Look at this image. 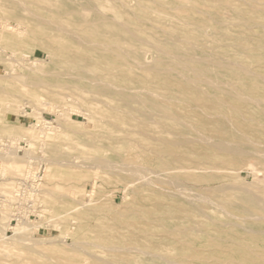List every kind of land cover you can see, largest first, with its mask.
I'll return each instance as SVG.
<instances>
[{"label":"rangeland","instance_id":"rangeland-1","mask_svg":"<svg viewBox=\"0 0 264 264\" xmlns=\"http://www.w3.org/2000/svg\"><path fill=\"white\" fill-rule=\"evenodd\" d=\"M128 2L0 0V137L29 140L0 189L42 154L31 232L58 240L0 264H264V0Z\"/></svg>","mask_w":264,"mask_h":264},{"label":"built area","instance_id":"built-area-1","mask_svg":"<svg viewBox=\"0 0 264 264\" xmlns=\"http://www.w3.org/2000/svg\"><path fill=\"white\" fill-rule=\"evenodd\" d=\"M47 120L48 119H46V121ZM47 122L49 123L44 124L46 128L45 131H49L52 128V121L48 120ZM35 124L38 125L39 123L37 122ZM27 147H29V140L27 137L13 139L9 137H0V170L4 168V161L7 155L15 152L24 153ZM25 165L23 175L16 179L11 194L0 189V214L5 206L10 205L11 207L9 213V226H12L13 222L16 224L22 222L31 223L32 218L41 216L39 213L42 209L40 208L39 202L47 161L42 154H36L27 157ZM1 181H3L2 175L0 176V182ZM6 233L7 231L5 229L2 230L0 226V236L6 235Z\"/></svg>","mask_w":264,"mask_h":264},{"label":"bare ground","instance_id":"bare-ground-1","mask_svg":"<svg viewBox=\"0 0 264 264\" xmlns=\"http://www.w3.org/2000/svg\"><path fill=\"white\" fill-rule=\"evenodd\" d=\"M130 2V0H124V3L125 2ZM128 2V3H129ZM23 4V3H22ZM24 6H25V4H23ZM26 8V7H25ZM28 9V8H27ZM111 16V15H110ZM111 18H112V20H110L109 22H107L106 21V24H107V26H108V29L105 31H103L102 30V32H100V33H98V35L100 36V38L102 39V40H104V41H108L109 39H117V36H119V35H116V32L118 31V29L116 30V31H112V29H113V27L114 26H117L116 24V22L118 21L117 20V17L116 16H111ZM99 21V20H98ZM113 22H115L116 24H114ZM109 23H111V24H109ZM24 30V29H23ZM125 30L126 31H129V29H127V26L125 27ZM27 32V31H26ZM95 33H97L96 31H95ZM118 34H123V31L120 29V31H118L117 32ZM129 33H131V34H133L131 31H129ZM196 34H198V35H200L201 34V31H199V32H196ZM107 35V36H106ZM91 42V41H90ZM114 45V44H113ZM110 46L111 45H109V44H107V42H104V43H98L97 44V47H95V49H96V51H97V55H99L100 57L102 56L103 58L105 57V52H107V50H109L110 49ZM109 48V49H108ZM116 50V49H115ZM111 54H113V55H116V52L114 51V49H111ZM98 56V57H99ZM65 58V57H64ZM66 59V58H65ZM64 59V60H65ZM113 65H118L117 64V61H116V58L115 57H112V59L111 60H109ZM142 66H144L145 67V65H142ZM129 68V67H128ZM124 76H126L127 78H123V79H125L127 82H129V81H131V77H128L126 74L124 75ZM148 76V77H147ZM133 78H135V81L136 82H139V83H141V82H143V79L144 78H147V79H151L150 77H149V75H148V73H147V71L146 72H144L143 74H135L134 73V75L132 76ZM102 81V80H101ZM96 82V81H95ZM95 82H93V83H95ZM158 82H159V80H154V82L153 83H155V84H158ZM99 83V82H98ZM103 83V82H102ZM104 83H106V82H104ZM95 84H97V82L95 83ZM101 84V83H100ZM104 85V84H103ZM111 86H114L113 84L111 85ZM164 86V85H163ZM115 87V86H114ZM100 91H101V89H100ZM117 91H118V93L119 94H123L122 92H124V91H122V89L120 90V89H117ZM126 91V90H125ZM94 93V92H93ZM99 93V92H98ZM101 93V92H100ZM96 95V94H95ZM83 96V95H82ZM90 97V96H89ZM97 98V97H96ZM89 99V98H88ZM85 100V99H84ZM101 100V99H100ZM136 100H139V101H141V102H143V103H145V104H147V103H151L152 102V99H150V98H147V97H141V96H139V95H136L135 93H133V92H129L128 93V95L126 94L125 95V101H126V104H127V106H129L130 104H131V102H134V101H136ZM102 101V100H101ZM103 104V103H102ZM138 110V109H137ZM162 111H166V112H172V108L170 107V106H168L167 104H159V105H156L155 106V108H154V106H153V108L152 109H149V110H143V111H141V114L144 116V117H146L147 118V116H154L155 114H157V113H161ZM173 113V112H172ZM86 115H87V113H86ZM85 115V116H86ZM41 120V123H49V122H47L46 121V119H44V118H41L40 119ZM73 121H76V120H74V119H72ZM45 121V122H44ZM27 151H25L24 153H26ZM28 153V152H27ZM16 155V154H15ZM25 155V154H24ZM9 156V155H8ZM22 156V155H21ZM20 156V157H21ZM18 157V156H17ZM26 157V156H25ZM11 158H14V157H11ZM22 158V157H21ZM20 158V159H21ZM19 159V158H18ZM17 159V161H20V163H21V161L23 160H18ZM13 160V159H12ZM16 160V159H15ZM56 160V159H55ZM103 160V159H102ZM17 161L16 162H14V164L16 163L17 164ZM24 161H25V159H24ZM53 161V160H52ZM58 161V160H57ZM63 161V160H62ZM10 162V161H9ZM50 162V161H49ZM54 162V161H53ZM53 162H50L51 164H50V166H49V171L50 170H52V169H54V168H56V166H54L55 164L56 165H59L57 162L56 163H53ZM104 162H106V161H104ZM107 163V162H106ZM12 164V163H11ZM14 165V166H12V169H13V167L14 168H17L16 166L17 165ZM108 164V163H107ZM110 164V163H109ZM108 164V165H109ZM112 164V163H111ZM117 164V163H116ZM122 163H120V165H121ZM19 165V164H18ZM103 165H105V163H103ZM107 165V166H108ZM113 166H114V164H112ZM119 165V164H118ZM118 165H116L117 167H118ZM119 165V166H120ZM11 166V165H10ZM25 166V164L23 165V167ZM113 166H110L109 165V167H111V168H114ZM122 166L123 167H125L126 165L125 164H122ZM129 166V165H128ZM127 166V167H128ZM135 166V165H134ZM133 166V167H134ZM22 167V168H23ZM108 167V168H109ZM136 167V166H135ZM19 168H21V165H20V167ZM22 168H21V170H22ZM48 168V167H47ZM143 168H145V167H143ZM115 170L117 169V168H114ZM130 169V168H129ZM18 170V169H17ZM16 170V171H17ZM128 170V169H127ZM23 171V170H22ZM124 171V170H123ZM133 171V170H132ZM135 171H137V170H135ZM20 171H18L17 173H19ZM129 172H131V171H129ZM141 172V171H140ZM16 173V172H15ZM21 173H23V172H21ZM20 173V174H21ZM133 173V172H132ZM143 174V173H142ZM139 175V174H138ZM44 179V178H43ZM43 184V183H42ZM180 184V183H179ZM43 186V185H42ZM42 190H43V188H41ZM41 190V191H42ZM42 196V195H41ZM2 213V212H1ZM5 213V212H4ZM4 215V214H3ZM6 216H8V215H6ZM4 217V216H3ZM6 218H8V217H6ZM5 217L3 218V220H5L6 219ZM0 219H2L1 217H0ZM7 222V220L5 221V222H3V221H1L0 220V225H2L1 227H2V230H3V228H5V227H7L8 226V222ZM6 223V224H5ZM9 227V226H8ZM7 227V228H8ZM33 227V225L32 224H30L29 222L27 223V222H22V223H19V224H17L16 226H14L12 229H13V232H14V234L12 235V236H4V235H2V236H0V253L1 252H3V253H6L7 251H9L10 249H13L14 247H17V246H19V247H22L23 249L24 248H28V250H27V252L29 251H33V250H36V249H34V247L35 246H43L44 244H47V243H55L56 242V240H57V238H51V239H45V237L43 238H37L36 237V235L35 234H33V232H31V230L33 229L32 228ZM5 230H6V228H5ZM33 231V230H32ZM58 241V240H57ZM82 243V242H81ZM74 244V243H73ZM73 246H75V245H73ZM77 247H79V245L77 246ZM81 247V246H80ZM79 247V248H80ZM33 248V249H32ZM112 249V248H111ZM113 249H114V247H113ZM118 250L119 249H123V248H117ZM127 249H129L128 247H127ZM49 250L50 251H53V252H58V251H63L62 249H55V248H49ZM145 252V251H144ZM33 254H36L35 252L33 253ZM150 254H152V253H150ZM122 259H115L114 261L116 262H120Z\"/></svg>","mask_w":264,"mask_h":264}]
</instances>
